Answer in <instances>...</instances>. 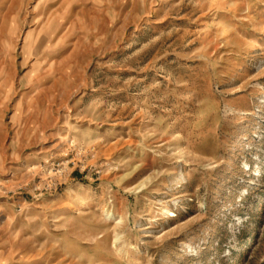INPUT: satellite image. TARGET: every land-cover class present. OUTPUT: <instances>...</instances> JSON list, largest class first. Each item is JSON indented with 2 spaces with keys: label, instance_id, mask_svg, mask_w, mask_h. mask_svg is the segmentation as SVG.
I'll use <instances>...</instances> for the list:
<instances>
[{
  "label": "rangeland",
  "instance_id": "1",
  "mask_svg": "<svg viewBox=\"0 0 264 264\" xmlns=\"http://www.w3.org/2000/svg\"><path fill=\"white\" fill-rule=\"evenodd\" d=\"M0 264H264V0H0Z\"/></svg>",
  "mask_w": 264,
  "mask_h": 264
},
{
  "label": "bare ground",
  "instance_id": "2",
  "mask_svg": "<svg viewBox=\"0 0 264 264\" xmlns=\"http://www.w3.org/2000/svg\"><path fill=\"white\" fill-rule=\"evenodd\" d=\"M174 215H175V213H174Z\"/></svg>",
  "mask_w": 264,
  "mask_h": 264
}]
</instances>
